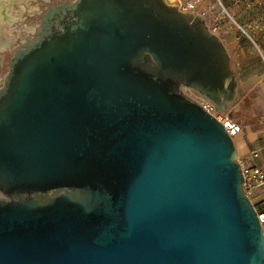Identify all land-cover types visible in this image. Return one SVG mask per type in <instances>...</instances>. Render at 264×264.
Wrapping results in <instances>:
<instances>
[{
  "label": "water",
  "instance_id": "1",
  "mask_svg": "<svg viewBox=\"0 0 264 264\" xmlns=\"http://www.w3.org/2000/svg\"><path fill=\"white\" fill-rule=\"evenodd\" d=\"M39 17L0 83V264H264L234 138L183 90L239 96L207 18L169 0Z\"/></svg>",
  "mask_w": 264,
  "mask_h": 264
},
{
  "label": "rangeland",
  "instance_id": "2",
  "mask_svg": "<svg viewBox=\"0 0 264 264\" xmlns=\"http://www.w3.org/2000/svg\"><path fill=\"white\" fill-rule=\"evenodd\" d=\"M203 3L209 25L223 38L238 71L239 96L228 111L244 130L234 141L241 154L251 150L250 141L260 152L257 164L264 166V0H203ZM13 39L0 37L7 43L0 52V83L8 70L9 57L18 46V40Z\"/></svg>",
  "mask_w": 264,
  "mask_h": 264
},
{
  "label": "built area",
  "instance_id": "3",
  "mask_svg": "<svg viewBox=\"0 0 264 264\" xmlns=\"http://www.w3.org/2000/svg\"><path fill=\"white\" fill-rule=\"evenodd\" d=\"M179 2L182 9L194 11L207 18V9H205L203 0H179ZM183 90L190 97L198 101L206 111L211 112L212 116L223 123L224 127L233 138L244 130L243 125L237 122L228 110H220L213 101L191 88L184 87ZM250 155L254 159H258L260 152L257 149H252ZM239 160L244 176V190L256 208L264 233V166L256 163L249 165L240 155Z\"/></svg>",
  "mask_w": 264,
  "mask_h": 264
},
{
  "label": "crops",
  "instance_id": "4",
  "mask_svg": "<svg viewBox=\"0 0 264 264\" xmlns=\"http://www.w3.org/2000/svg\"><path fill=\"white\" fill-rule=\"evenodd\" d=\"M47 1L48 0H0V37L2 39L14 38V40L16 38L19 44L23 36L33 33V28L37 26L38 19L34 22L31 20H36L38 10L41 9L42 6H44V2ZM36 4L39 6H36ZM249 146L251 150H259L253 147L250 141ZM251 150H245L243 154L239 153V155L243 157L247 164H257L258 159H254L250 155Z\"/></svg>",
  "mask_w": 264,
  "mask_h": 264
},
{
  "label": "flooded vegetation",
  "instance_id": "5",
  "mask_svg": "<svg viewBox=\"0 0 264 264\" xmlns=\"http://www.w3.org/2000/svg\"><path fill=\"white\" fill-rule=\"evenodd\" d=\"M58 0H55V1H53V0H49V1H47V2H44V6H42V8L41 9H39L38 10V12H37V14H36V19H38V22H39V13L42 11V9H45L48 5H49V3L50 2H57ZM33 34H35V28H33ZM32 34V35H33ZM14 40V39H13ZM20 40H22V39H20ZM21 42V41H20Z\"/></svg>",
  "mask_w": 264,
  "mask_h": 264
},
{
  "label": "bare ground",
  "instance_id": "6",
  "mask_svg": "<svg viewBox=\"0 0 264 264\" xmlns=\"http://www.w3.org/2000/svg\"><path fill=\"white\" fill-rule=\"evenodd\" d=\"M6 42H2L0 40V52L3 51L5 49V46L7 45V43L5 44Z\"/></svg>",
  "mask_w": 264,
  "mask_h": 264
}]
</instances>
